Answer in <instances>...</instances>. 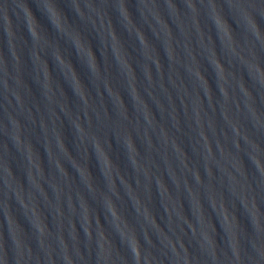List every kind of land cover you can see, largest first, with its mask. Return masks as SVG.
Masks as SVG:
<instances>
[{
    "label": "water",
    "instance_id": "water-1",
    "mask_svg": "<svg viewBox=\"0 0 264 264\" xmlns=\"http://www.w3.org/2000/svg\"><path fill=\"white\" fill-rule=\"evenodd\" d=\"M0 264H264V0H0Z\"/></svg>",
    "mask_w": 264,
    "mask_h": 264
}]
</instances>
